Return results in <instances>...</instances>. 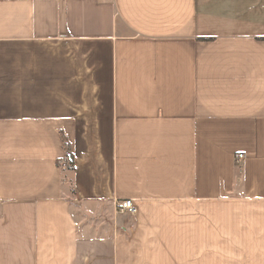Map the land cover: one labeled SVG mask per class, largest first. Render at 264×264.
I'll return each mask as SVG.
<instances>
[{
    "label": "crops",
    "instance_id": "crops-1",
    "mask_svg": "<svg viewBox=\"0 0 264 264\" xmlns=\"http://www.w3.org/2000/svg\"><path fill=\"white\" fill-rule=\"evenodd\" d=\"M0 264H264V0H0Z\"/></svg>",
    "mask_w": 264,
    "mask_h": 264
},
{
    "label": "built area",
    "instance_id": "built-area-1",
    "mask_svg": "<svg viewBox=\"0 0 264 264\" xmlns=\"http://www.w3.org/2000/svg\"><path fill=\"white\" fill-rule=\"evenodd\" d=\"M244 158L243 154L236 155V161H241ZM117 211L120 213H124L126 211H129L131 213H134V206L133 202L129 199L124 200L117 204Z\"/></svg>",
    "mask_w": 264,
    "mask_h": 264
},
{
    "label": "trees",
    "instance_id": "trees-1",
    "mask_svg": "<svg viewBox=\"0 0 264 264\" xmlns=\"http://www.w3.org/2000/svg\"><path fill=\"white\" fill-rule=\"evenodd\" d=\"M62 141L64 142V147L66 148V158L63 160L64 162H72V161H70V159L69 158H71V155H70V153H69V151H68V145H67V141H66V139H65V137H64V135L62 134ZM57 163H58V165H59V161H57Z\"/></svg>",
    "mask_w": 264,
    "mask_h": 264
},
{
    "label": "rangeland",
    "instance_id": "rangeland-1",
    "mask_svg": "<svg viewBox=\"0 0 264 264\" xmlns=\"http://www.w3.org/2000/svg\"><path fill=\"white\" fill-rule=\"evenodd\" d=\"M64 182L69 186L68 178L65 176Z\"/></svg>",
    "mask_w": 264,
    "mask_h": 264
}]
</instances>
